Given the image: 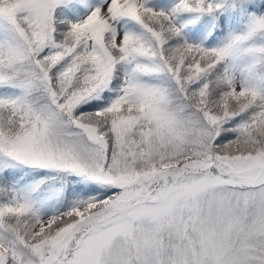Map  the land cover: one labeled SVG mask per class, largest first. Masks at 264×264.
I'll list each match as a JSON object with an SVG mask.
<instances>
[{"label": "snow or ice", "instance_id": "1", "mask_svg": "<svg viewBox=\"0 0 264 264\" xmlns=\"http://www.w3.org/2000/svg\"><path fill=\"white\" fill-rule=\"evenodd\" d=\"M0 264H264V0H0Z\"/></svg>", "mask_w": 264, "mask_h": 264}]
</instances>
